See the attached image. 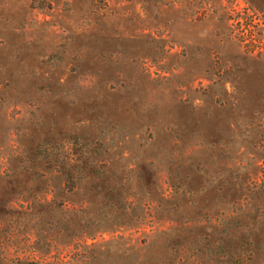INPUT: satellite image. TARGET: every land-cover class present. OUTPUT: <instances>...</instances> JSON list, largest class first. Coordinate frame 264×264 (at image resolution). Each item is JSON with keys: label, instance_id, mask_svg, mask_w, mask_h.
Segmentation results:
<instances>
[{"label": "rangeland", "instance_id": "374dc122", "mask_svg": "<svg viewBox=\"0 0 264 264\" xmlns=\"http://www.w3.org/2000/svg\"><path fill=\"white\" fill-rule=\"evenodd\" d=\"M0 264H264V0H0Z\"/></svg>", "mask_w": 264, "mask_h": 264}]
</instances>
